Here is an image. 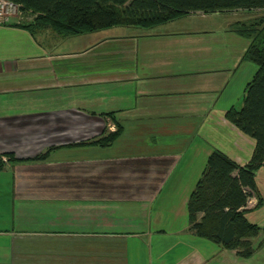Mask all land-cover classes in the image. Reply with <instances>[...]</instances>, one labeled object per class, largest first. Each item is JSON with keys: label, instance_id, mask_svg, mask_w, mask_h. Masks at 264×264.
Segmentation results:
<instances>
[{"label": "crops", "instance_id": "1", "mask_svg": "<svg viewBox=\"0 0 264 264\" xmlns=\"http://www.w3.org/2000/svg\"><path fill=\"white\" fill-rule=\"evenodd\" d=\"M244 12L71 36L0 23V155L19 159L0 171V264H264L258 197L250 257L195 235L188 212L214 149L240 165L255 150L226 116L257 70ZM118 122L113 145L89 144Z\"/></svg>", "mask_w": 264, "mask_h": 264}, {"label": "trees", "instance_id": "2", "mask_svg": "<svg viewBox=\"0 0 264 264\" xmlns=\"http://www.w3.org/2000/svg\"><path fill=\"white\" fill-rule=\"evenodd\" d=\"M23 12L36 14L34 23L18 22L32 31L50 28L63 36L77 35L114 26L152 28L194 12L205 14L254 11L264 8V0H13ZM264 21L259 18L258 24ZM256 22V21H255ZM254 22V23H255ZM256 24V23H255ZM242 23L237 29L250 39L246 58L257 70L245 88L241 108L231 107L227 118L256 141L254 153L245 165L238 164L220 149H214L188 202L191 231L243 257L252 256L256 248L252 239L261 227L247 218L252 197H258L254 209L263 205L257 183V171L264 166V25ZM264 24V23H263ZM123 126L105 131L89 142L103 147L113 145ZM84 143V142H83ZM48 154L34 158L43 160ZM0 155V171L7 163L19 159L14 154Z\"/></svg>", "mask_w": 264, "mask_h": 264}, {"label": "rangeland", "instance_id": "3", "mask_svg": "<svg viewBox=\"0 0 264 264\" xmlns=\"http://www.w3.org/2000/svg\"><path fill=\"white\" fill-rule=\"evenodd\" d=\"M237 11H244V10H237ZM246 15H244L243 18H246L247 21L245 22V24H255V27H262V25H264V21L261 22V24L259 22V18H261L262 16H264V8L261 9H257L254 11H246L244 12ZM262 14V15H261ZM19 21L23 22V23H28V24H32L35 22L36 19V14L30 10H26L23 12V15L21 16V18H17ZM182 20H186L185 21V25L184 27H189L190 25H201L202 24V20L199 19H190L189 18H184ZM236 20V19H235ZM256 21V22H255ZM180 22V21H178ZM183 22V21H182ZM255 22V23H254ZM186 23H190L189 25ZM182 24V23H179ZM181 27V26H180ZM181 29V28H180ZM188 29V28H187ZM254 76V75H253ZM252 79V78H251ZM259 179H260V184H259V191L258 192H264V173L259 175Z\"/></svg>", "mask_w": 264, "mask_h": 264}, {"label": "built area", "instance_id": "4", "mask_svg": "<svg viewBox=\"0 0 264 264\" xmlns=\"http://www.w3.org/2000/svg\"><path fill=\"white\" fill-rule=\"evenodd\" d=\"M23 10L21 4L13 0H0V23H11L21 18ZM19 21V20H18Z\"/></svg>", "mask_w": 264, "mask_h": 264}]
</instances>
